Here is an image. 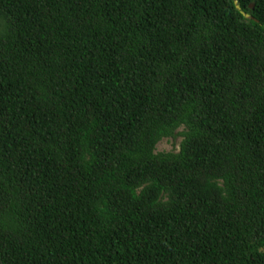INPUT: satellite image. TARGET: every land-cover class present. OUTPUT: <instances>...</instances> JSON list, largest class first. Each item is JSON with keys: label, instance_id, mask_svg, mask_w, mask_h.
<instances>
[{"label": "trees", "instance_id": "1", "mask_svg": "<svg viewBox=\"0 0 264 264\" xmlns=\"http://www.w3.org/2000/svg\"><path fill=\"white\" fill-rule=\"evenodd\" d=\"M235 1L0 0V264H264V0Z\"/></svg>", "mask_w": 264, "mask_h": 264}, {"label": "rangeland", "instance_id": "2", "mask_svg": "<svg viewBox=\"0 0 264 264\" xmlns=\"http://www.w3.org/2000/svg\"><path fill=\"white\" fill-rule=\"evenodd\" d=\"M179 144L180 139H165L158 144L157 149L158 151H173L179 148Z\"/></svg>", "mask_w": 264, "mask_h": 264}, {"label": "water", "instance_id": "3", "mask_svg": "<svg viewBox=\"0 0 264 264\" xmlns=\"http://www.w3.org/2000/svg\"><path fill=\"white\" fill-rule=\"evenodd\" d=\"M235 4L237 5V9H241V7L239 6V4H238V1L236 0L235 1ZM251 7H254V5H251ZM244 15H245V17H249V15L248 14H245L244 12H242Z\"/></svg>", "mask_w": 264, "mask_h": 264}, {"label": "clouds", "instance_id": "4", "mask_svg": "<svg viewBox=\"0 0 264 264\" xmlns=\"http://www.w3.org/2000/svg\"><path fill=\"white\" fill-rule=\"evenodd\" d=\"M249 17H250V15H249ZM249 17H247V18H249Z\"/></svg>", "mask_w": 264, "mask_h": 264}]
</instances>
